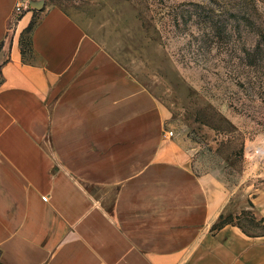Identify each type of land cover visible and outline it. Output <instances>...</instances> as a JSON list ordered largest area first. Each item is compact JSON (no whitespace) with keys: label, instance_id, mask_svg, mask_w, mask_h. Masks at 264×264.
<instances>
[{"label":"crops","instance_id":"1","mask_svg":"<svg viewBox=\"0 0 264 264\" xmlns=\"http://www.w3.org/2000/svg\"><path fill=\"white\" fill-rule=\"evenodd\" d=\"M16 1L0 0V264H264V189L198 173L82 17H13Z\"/></svg>","mask_w":264,"mask_h":264},{"label":"rangeland","instance_id":"2","mask_svg":"<svg viewBox=\"0 0 264 264\" xmlns=\"http://www.w3.org/2000/svg\"><path fill=\"white\" fill-rule=\"evenodd\" d=\"M49 5L82 17L152 90L198 173L216 172L249 201L264 189V0H44ZM26 10L33 20L39 12ZM251 220L247 210L236 221Z\"/></svg>","mask_w":264,"mask_h":264},{"label":"built area","instance_id":"3","mask_svg":"<svg viewBox=\"0 0 264 264\" xmlns=\"http://www.w3.org/2000/svg\"><path fill=\"white\" fill-rule=\"evenodd\" d=\"M28 4V0H17L14 4V8H13V17L22 14L24 8L26 7V5ZM172 134L171 131H168V135L170 136ZM0 255H1V251H0Z\"/></svg>","mask_w":264,"mask_h":264},{"label":"water","instance_id":"4","mask_svg":"<svg viewBox=\"0 0 264 264\" xmlns=\"http://www.w3.org/2000/svg\"><path fill=\"white\" fill-rule=\"evenodd\" d=\"M28 4L36 11H41L44 7V0H28Z\"/></svg>","mask_w":264,"mask_h":264},{"label":"trees","instance_id":"5","mask_svg":"<svg viewBox=\"0 0 264 264\" xmlns=\"http://www.w3.org/2000/svg\"><path fill=\"white\" fill-rule=\"evenodd\" d=\"M32 25H33V21H31V23L26 28V32H28L31 29ZM21 44L25 45L26 43L25 42H21ZM224 221H225V219L220 220V222H218L217 225H220V224L224 223Z\"/></svg>","mask_w":264,"mask_h":264}]
</instances>
